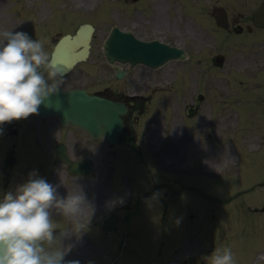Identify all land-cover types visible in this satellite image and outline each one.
<instances>
[{
    "label": "rangeland",
    "instance_id": "obj_1",
    "mask_svg": "<svg viewBox=\"0 0 264 264\" xmlns=\"http://www.w3.org/2000/svg\"><path fill=\"white\" fill-rule=\"evenodd\" d=\"M46 1L0 0V33L27 32L31 38L44 41V50L50 55L53 40L73 33L83 22H91L96 27L93 56H103V42L113 25L136 28L142 38H159L189 53L187 60L169 62L152 73L155 91L146 92L148 101L145 112L138 117L141 128L137 141L142 142V137L152 140L149 153L156 159L160 175L166 174L155 184L168 180L177 191L183 182H197L207 195L223 201L239 191L245 194L225 205L193 191L169 197L161 188L164 199L176 200L175 213L167 218L168 223L175 218V224H168L167 229H176L179 235L201 231L206 242L201 254L206 264H211L209 256L214 249L224 247L231 248L234 264H264V30L253 34L245 30L238 35L234 30L219 29L211 16L213 7L223 5L234 23L246 27L263 0H144L137 12L127 13L117 0ZM55 16H64L70 25L60 26ZM219 52L226 61L217 68L212 60ZM71 76L79 77L80 72L74 71ZM72 82L75 84L65 77L62 84ZM200 93L204 94L203 101L198 100ZM4 138L8 145L0 148V199L35 172L28 171L33 168L29 166L32 161L41 171L58 167L50 158L29 162L23 157L24 150L19 149L23 144L20 137ZM79 140L85 141L81 133ZM95 143L94 148L83 143L85 148L79 147L78 151L91 155L96 169L107 171L112 160L106 157L111 155L103 154L107 151L104 144ZM4 149H8L7 154ZM26 153L32 155L33 148L28 146ZM129 157L131 162L136 161L134 155ZM191 162L201 171L205 168L206 176L196 177V181L189 176L181 180L179 171L190 172ZM141 168L138 162L137 175L144 179L148 171ZM41 171L36 173L39 177ZM197 172L194 169L193 176ZM125 179L121 176L120 182L123 184ZM77 182L74 193L82 190L87 201H98V189L88 188L86 178ZM52 219L55 227L74 230L75 224L69 218L53 210ZM202 233L197 232L200 236ZM61 245L65 248L70 243L62 239ZM71 256L65 255L64 259Z\"/></svg>",
    "mask_w": 264,
    "mask_h": 264
},
{
    "label": "clouds",
    "instance_id": "obj_2",
    "mask_svg": "<svg viewBox=\"0 0 264 264\" xmlns=\"http://www.w3.org/2000/svg\"><path fill=\"white\" fill-rule=\"evenodd\" d=\"M0 125L38 114L51 95L59 92L64 73L55 68L43 43L27 32L0 33ZM162 192L148 201L158 200ZM59 215L79 218L90 209L82 191L62 197L57 187L36 172L0 199V264H79L65 261L62 239L81 232L74 230L54 235L52 210ZM179 221H177V224ZM60 242V247H54ZM47 245V247H45ZM211 264H234L230 247L216 248L209 256Z\"/></svg>",
    "mask_w": 264,
    "mask_h": 264
},
{
    "label": "flooded vegetation",
    "instance_id": "obj_3",
    "mask_svg": "<svg viewBox=\"0 0 264 264\" xmlns=\"http://www.w3.org/2000/svg\"><path fill=\"white\" fill-rule=\"evenodd\" d=\"M128 75L131 74L133 82L138 81L140 74L136 73L134 69H128ZM99 87L94 92L110 98H121L127 101L129 106L128 113L125 115V126L123 132L118 137L117 144L110 148L108 152L113 150V154H117L115 150L118 147L120 152L127 153V150H141L137 147L135 139L137 137L134 134L138 133L136 123L139 121L134 118L135 113L140 110V102L142 97H135L129 99L122 92L120 87L116 86L113 80H107L106 85H102L103 82H92ZM116 86V87H115ZM142 111V108L141 110ZM18 128L11 129L14 135L23 134L26 137L34 138V142L37 143L41 149L40 154L46 158H55L56 145L59 143L66 144L70 155H75L78 159L85 158L86 156L77 152L76 134L77 131L73 127H63L59 120L56 118H44L39 114H33L25 119L14 120ZM9 122H6L8 124ZM94 148V145H93ZM93 150H91L92 153ZM57 164V163H56ZM46 173V177L50 179L54 186L57 187V192L60 196L66 197L68 194H72V189L77 185V178L71 175L65 167H55ZM45 174V173H44ZM105 183L108 187L106 178ZM168 189V188H167ZM170 190V189H168ZM105 196V191H104ZM102 195L100 201L96 204L92 203L88 210V216H80V218H89L91 220H97L102 217L101 213L106 211L111 206L114 200L104 199ZM141 193L136 200H133L125 210L118 212V223L121 224L118 236L111 241L108 240L105 251L106 264H193V261L183 253H172L170 255L162 256L160 252V260L158 253L149 255L146 253L142 255L141 244L143 240L144 232L141 224L152 222L157 219L158 205L157 201H151L147 206L143 205V199L140 198ZM111 212H116L112 210ZM143 213V215H141ZM109 239V238H108ZM198 255V254H196ZM151 256V257H150ZM152 258V259H150Z\"/></svg>",
    "mask_w": 264,
    "mask_h": 264
},
{
    "label": "water",
    "instance_id": "obj_4",
    "mask_svg": "<svg viewBox=\"0 0 264 264\" xmlns=\"http://www.w3.org/2000/svg\"><path fill=\"white\" fill-rule=\"evenodd\" d=\"M213 14L216 17L218 25L223 27L229 26L225 9L221 7L216 8L213 11ZM254 22L257 25L264 26V4H262V7L256 12ZM84 31L85 27H83L74 37H71L70 35L64 37L59 45H57L52 64L61 72L68 71L73 64L81 58V56L87 54L91 29H89L88 32ZM76 41H82L81 44L84 46V51L80 54H74L66 63L58 65L55 57L60 56L62 49L66 44L75 43ZM130 41L131 40L127 38V35L117 30L111 35L105 44V53L107 57L110 60L121 59L135 61L142 59L148 63H158L150 62L147 58H141L140 53L142 48H139L138 45L132 44ZM147 45L157 53L158 58L156 59H160V56L162 55L164 56L159 62H162L165 58L177 57L179 55L184 56L182 50L160 44L156 41ZM222 61L223 57L219 56L218 63H222ZM122 107L123 106H119L101 98L91 97L82 90L65 91L60 89L58 93L51 95L45 100L38 110L42 114L58 115L62 122L74 123L83 129H86L94 136H101L104 134L109 139H114L122 125ZM64 160L67 161V159ZM69 164L70 166L76 165L72 162H69ZM80 164L84 165L86 170H89L88 162Z\"/></svg>",
    "mask_w": 264,
    "mask_h": 264
},
{
    "label": "bare ground",
    "instance_id": "obj_5",
    "mask_svg": "<svg viewBox=\"0 0 264 264\" xmlns=\"http://www.w3.org/2000/svg\"><path fill=\"white\" fill-rule=\"evenodd\" d=\"M70 47H71V46H70ZM66 60H67V59H63V60L61 61V63H64V62H66Z\"/></svg>",
    "mask_w": 264,
    "mask_h": 264
}]
</instances>
